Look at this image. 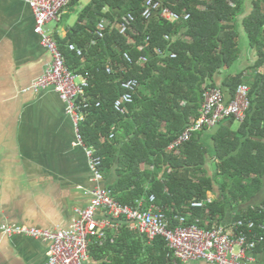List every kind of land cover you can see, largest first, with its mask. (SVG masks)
<instances>
[{"label": "trees", "instance_id": "16d2710c", "mask_svg": "<svg viewBox=\"0 0 264 264\" xmlns=\"http://www.w3.org/2000/svg\"><path fill=\"white\" fill-rule=\"evenodd\" d=\"M77 1L72 0L70 5ZM162 1L176 12H188L190 17L176 23L158 15L146 20L141 16L145 0H98L100 11L106 5L121 11L118 19L103 14L112 17L111 25L122 21L128 13L136 16L128 34H121L113 26L93 45L96 38L93 29V34L78 41L79 46H89L84 56L73 51L66 53L63 45L58 44L74 72L92 76L87 91L101 101V106L91 109L82 124V132L86 144L94 145L104 158L103 169L105 164L114 165L119 157L118 169L122 174L119 189L131 191V196L125 193L123 196L127 197L118 199L133 203L136 198L155 195V203L175 224V215L188 210L192 200H204L208 192L218 190L219 197L207 204V210L191 208L187 222L198 218L202 226L203 220L212 221L224 215L226 201H249L264 188V0H251V5L245 0ZM241 28L255 52L254 63L246 70L249 74L246 76L242 70L229 72L240 59ZM69 40L68 43L74 41L73 37ZM140 45L146 47L140 49ZM157 48L177 56L158 54ZM125 52L131 54L133 64L125 60ZM142 55L148 56L145 65L136 63ZM110 62L117 68L128 65L127 71L109 74L106 65ZM120 77L140 80L134 102L125 112L114 108V101L122 92ZM240 83L250 89L249 108L243 121L233 116L224 118L214 126H219L215 131L209 134L206 128L196 131L178 151L169 150L190 118L198 117L205 90L220 88L224 94L228 92L229 100ZM235 122L237 127L233 128ZM113 127L115 137L111 139ZM143 164L152 168L142 170ZM242 218L261 227L254 232L260 233L263 243L259 246H263L264 201L238 219ZM157 239L170 251L163 238ZM164 255L170 256L161 254V257ZM130 260L123 258L120 262L125 264ZM159 261L152 260L151 264Z\"/></svg>", "mask_w": 264, "mask_h": 264}, {"label": "crops", "instance_id": "0c3cea01", "mask_svg": "<svg viewBox=\"0 0 264 264\" xmlns=\"http://www.w3.org/2000/svg\"><path fill=\"white\" fill-rule=\"evenodd\" d=\"M97 4L98 0H78L59 20L47 23V29L66 53L72 51L68 50L69 43L79 46L78 41L93 34L99 18H107L103 14L116 19L121 15L120 10L109 5L100 11ZM35 25L34 12L27 0H0V224L67 228L76 217L77 209L90 203L94 183L86 152L83 146L76 144L74 122L59 93L52 88L24 91L52 61ZM70 37L74 41L68 43ZM182 38L189 41L185 36ZM244 38L248 41L241 28L238 39L241 46ZM80 47L85 48L84 52L89 48ZM254 60L255 52L245 42L236 68L229 72L235 74L242 70L246 76ZM220 82L221 76L217 79V83ZM225 92L226 99L230 98ZM218 127L206 128V133ZM118 159L114 165L105 164L102 184L120 201L118 197H127L131 191L119 189L122 174ZM141 168L152 166L143 164ZM125 193L127 196H123ZM217 197L219 193L215 190L208 192L206 199L212 202ZM263 201L264 188L249 201H226L224 215L212 221L203 220L202 226L228 228L249 209L260 207ZM97 216L105 218L102 211H98ZM118 224L117 228L107 229L102 245L92 240L85 264H124L120 262L123 258L131 259L125 264H151L152 260H160L157 264H208L203 260H177L171 251L164 249L161 239L150 242L132 229L128 220L120 219ZM48 251L46 241L23 235L9 236L0 230V264H47ZM161 254L170 256L161 257ZM254 257V264H264V245L255 250Z\"/></svg>", "mask_w": 264, "mask_h": 264}, {"label": "built area", "instance_id": "2783aa9c", "mask_svg": "<svg viewBox=\"0 0 264 264\" xmlns=\"http://www.w3.org/2000/svg\"><path fill=\"white\" fill-rule=\"evenodd\" d=\"M34 12L36 25L35 31L41 36V43L52 55V61L42 75L35 79L24 91L39 92L52 88L59 93L66 104L68 114L71 116L76 134V144L83 146L88 158L92 174L93 187L90 189L91 200L85 208L77 209V215L67 228L44 229L34 226H24L10 223L0 224V230L9 236L23 235L41 239L49 243L47 264H85L89 258V246L92 240L102 245L107 238L108 228H117L120 219L128 220L130 227L145 235L150 242L158 237L165 240L168 249L180 261L203 260L208 264H254L256 248L263 243L260 233L254 232L256 227L252 220L237 219L230 227L215 226L206 228L199 225V219L188 223L187 219L192 214L191 208H205L210 201L192 200L189 209L182 214L175 215V224H172L166 211L155 203L156 197L150 195L148 199L138 198L133 204L118 201L113 191L102 184L105 175L103 169L104 158L94 145L85 142L82 124L85 122L91 109L101 106L100 100H95L88 94L91 87L92 76L89 73L74 72L66 62V56L61 51L57 40L47 29V23L61 18L72 0H27ZM158 15L161 19L176 23L187 20L188 12H176L162 0H145L141 16L146 20ZM136 20L133 13H128L115 25L102 19L95 30L96 38H104L106 31L113 26L123 35H127L132 23ZM171 40L170 35H166ZM149 38H147V41ZM145 45H140L144 49ZM69 49L83 56L84 50L75 43ZM156 53L170 55L175 58L174 52H166L161 48ZM124 58L129 64L134 60L129 52L124 53ZM148 56L142 55L136 62L145 65ZM126 64L120 68L112 62L106 65V71L111 74H123L127 71ZM122 92L114 101L116 111L125 112L127 106L134 102L135 95L140 88L137 77L122 78ZM249 86L240 83L236 87L231 99H226L220 88H210L203 92V101L197 118L189 120L184 129L169 145V150L178 151L196 131L211 128L224 118L233 116L237 121H243L249 108ZM115 137L114 127L110 138ZM98 211L105 214L99 219Z\"/></svg>", "mask_w": 264, "mask_h": 264}, {"label": "rangeland", "instance_id": "374dc122", "mask_svg": "<svg viewBox=\"0 0 264 264\" xmlns=\"http://www.w3.org/2000/svg\"><path fill=\"white\" fill-rule=\"evenodd\" d=\"M246 1V4L247 5H251V0H245ZM248 11H250V7H248V9H247ZM245 42L246 43H248V41H246V39L244 38V41H242V46L241 47H243V43H244V45H245ZM201 107V106H200ZM200 110V109H199ZM199 115V114H198ZM237 127V122H235L234 123V125H233V128H236Z\"/></svg>", "mask_w": 264, "mask_h": 264}]
</instances>
